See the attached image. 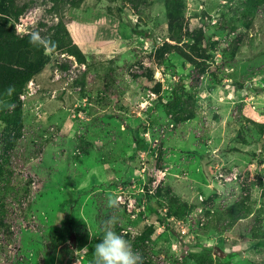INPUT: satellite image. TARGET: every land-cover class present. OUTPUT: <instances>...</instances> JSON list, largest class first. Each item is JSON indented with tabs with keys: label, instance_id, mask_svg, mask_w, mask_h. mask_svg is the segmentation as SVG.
Wrapping results in <instances>:
<instances>
[{
	"label": "rangeland",
	"instance_id": "rangeland-1",
	"mask_svg": "<svg viewBox=\"0 0 264 264\" xmlns=\"http://www.w3.org/2000/svg\"><path fill=\"white\" fill-rule=\"evenodd\" d=\"M4 63L0 264H92L108 228L264 264V0H0Z\"/></svg>",
	"mask_w": 264,
	"mask_h": 264
},
{
	"label": "clouds",
	"instance_id": "clouds-1",
	"mask_svg": "<svg viewBox=\"0 0 264 264\" xmlns=\"http://www.w3.org/2000/svg\"><path fill=\"white\" fill-rule=\"evenodd\" d=\"M38 33H32L30 43L40 42ZM8 95L14 91V85L5 90ZM110 201V205H111ZM108 223H114L110 220ZM92 264H142L141 255L134 251L132 245L111 228L106 229L103 238L94 245V258Z\"/></svg>",
	"mask_w": 264,
	"mask_h": 264
},
{
	"label": "trees",
	"instance_id": "trees-1",
	"mask_svg": "<svg viewBox=\"0 0 264 264\" xmlns=\"http://www.w3.org/2000/svg\"><path fill=\"white\" fill-rule=\"evenodd\" d=\"M75 47L78 48L77 42L74 43ZM26 72L18 67H15L10 64H0V94L6 93V89L9 85H14V91L12 95L16 94L18 91L17 84H19L22 79L25 78ZM138 148L140 150L145 149V145L141 142H138ZM237 255V252L227 253L225 254L226 258H229V260H232ZM61 264H70V259L65 254L63 258L61 259Z\"/></svg>",
	"mask_w": 264,
	"mask_h": 264
}]
</instances>
